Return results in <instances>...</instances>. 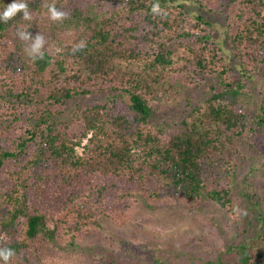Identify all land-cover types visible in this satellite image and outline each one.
<instances>
[{
  "label": "trees",
  "instance_id": "obj_1",
  "mask_svg": "<svg viewBox=\"0 0 264 264\" xmlns=\"http://www.w3.org/2000/svg\"><path fill=\"white\" fill-rule=\"evenodd\" d=\"M13 2L0 0V14ZM23 2L30 20H0V248L14 251L9 264H62L60 242L75 246L103 220L126 226L140 197L205 196L236 216L240 146L264 131V89L251 109L247 85L259 73L264 82V0H193L195 15L179 0ZM53 4L68 18L52 21ZM204 11L225 15L238 78ZM37 34L46 43L33 60L25 48ZM204 79L216 82L209 98L175 128L154 121L166 98ZM102 93L104 103L62 118L69 101ZM259 232L219 264H264Z\"/></svg>",
  "mask_w": 264,
  "mask_h": 264
},
{
  "label": "rangeland",
  "instance_id": "obj_2",
  "mask_svg": "<svg viewBox=\"0 0 264 264\" xmlns=\"http://www.w3.org/2000/svg\"><path fill=\"white\" fill-rule=\"evenodd\" d=\"M193 15L198 9L193 0H179ZM213 25L209 30L230 62L234 77L239 66L228 44L225 15L208 14ZM215 80L204 79L197 89L166 98L158 106L154 121L175 128L192 107L204 102L211 94ZM252 91L250 108L254 109L264 89L262 74L247 82ZM108 93L95 94L69 101L62 118L70 120L79 107L102 104ZM120 100V97L114 95ZM257 129V128H256ZM85 139L83 143H86ZM80 152L81 149L78 148ZM264 131L246 136L237 157L234 184L236 216L205 196L196 203L182 199L149 201L138 199L131 221L118 227L103 220L97 228H89L75 246H62L53 251L62 264H153L159 257L165 264H219L228 259L227 250L243 243H252L264 228ZM113 258V259H112ZM225 260V259H224Z\"/></svg>",
  "mask_w": 264,
  "mask_h": 264
},
{
  "label": "clouds",
  "instance_id": "obj_3",
  "mask_svg": "<svg viewBox=\"0 0 264 264\" xmlns=\"http://www.w3.org/2000/svg\"><path fill=\"white\" fill-rule=\"evenodd\" d=\"M49 11V18L52 21H63L64 19L68 18V13L58 10L55 5H49L48 6ZM152 11L159 12L160 7L159 4L153 5ZM23 12V19L24 20H30L31 14L28 11V5L23 2V0H14L13 3L6 6L4 12L0 14V20L4 21L5 23L12 19L17 13ZM17 36L25 41L28 42L32 40V35L29 32L26 31H18ZM46 43L45 37L42 34H37L35 36V40L32 43L31 47L28 46L25 48V52L32 57L33 60L40 58L43 59V51L41 50ZM85 46V42L81 41L79 44L75 45L73 48V52L78 51L82 49ZM15 256V253L13 250L9 248H0V260L4 261V264H9V261L12 257Z\"/></svg>",
  "mask_w": 264,
  "mask_h": 264
}]
</instances>
